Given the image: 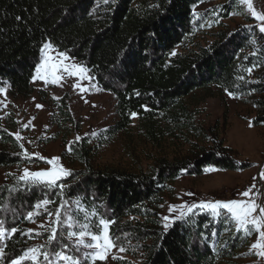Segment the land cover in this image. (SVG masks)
<instances>
[{
  "label": "trees",
  "instance_id": "1",
  "mask_svg": "<svg viewBox=\"0 0 264 264\" xmlns=\"http://www.w3.org/2000/svg\"><path fill=\"white\" fill-rule=\"evenodd\" d=\"M200 1L0 0V87L7 84L11 95L29 96L48 43L74 58L101 90L115 97L118 114L117 122L98 137L82 136L62 153L65 161L81 168L59 182L62 190L31 183L0 186V217L10 230H18L3 241V261L27 249L26 214L42 200L56 206L73 201L85 213L95 210L97 220L112 221L111 238L138 246L140 264H244L242 258L252 255L255 233L235 229L226 216L194 211L174 220L167 230L162 224L164 195L176 177L201 174L207 165L221 170L249 166L221 139L191 157L157 158L147 171L96 168L91 162L95 148L129 127L132 113L149 131L155 121L173 130L195 129L185 99L197 91L222 101L223 92H231L255 107L252 125L264 126V32L245 14L244 25L220 21L237 10V0H215L217 4L198 15L194 6ZM207 21L216 30L206 32L211 40L204 42L199 31ZM59 101L64 120L74 124L66 103ZM195 135L201 137L197 131ZM2 140L9 148L0 147V167L19 164L16 140L5 134ZM66 241L57 239L61 246L68 245Z\"/></svg>",
  "mask_w": 264,
  "mask_h": 264
},
{
  "label": "rangeland",
  "instance_id": "2",
  "mask_svg": "<svg viewBox=\"0 0 264 264\" xmlns=\"http://www.w3.org/2000/svg\"><path fill=\"white\" fill-rule=\"evenodd\" d=\"M237 2V10L229 18L220 21L232 27L244 25L247 23L242 14H245L254 18V24L261 29L264 21L254 16L252 10L264 15V0H251L252 10L242 0ZM217 3L218 1L215 0H201L194 6V12L198 15L202 14ZM212 23L207 21L200 26L199 34L201 32L200 36L204 42L211 40V36L205 33L211 29L216 30V26ZM44 61L48 62L40 69V75L44 76V79H32L33 92L29 96L11 95L7 84L0 87L4 89L0 92V147L9 148V145L2 140V135H10L16 140L18 153L21 156L19 164L0 167V186L25 184L20 180L25 168L31 172L51 170L53 167L61 166L71 172L81 169L78 164H69L65 161L61 156L62 153L74 140L85 135L94 139L118 120L115 97L101 90L89 71L74 58L58 52L50 45L47 48L43 47L38 65H43ZM52 65H60L55 72L59 77L56 83L52 82ZM64 65H77L85 71L81 74L76 69L64 70ZM36 75L37 67L34 76ZM223 97L224 101L220 96L205 97L203 92L197 91L185 99L190 111L193 112L195 129L191 131L173 130L167 127L166 123L156 121L154 130L149 131L139 124L136 116H131L130 125L125 131L117 133L105 145L95 148L91 159L93 167L147 171L157 158L164 157L170 160L191 157L201 148H212L218 143V139H221L224 146L231 148L235 158L247 161L249 166L243 170H221L207 165L201 174H182L176 177L172 182V188L164 195L161 208L163 226L176 220L175 217L182 211L186 212V206L198 205L201 201H254L264 206V178L261 177L264 173V126L252 125L256 110L250 103H243L225 91ZM61 98L66 103L74 124L65 121L64 116L59 112V107L62 106L59 101ZM37 105L42 107L38 108ZM224 110H226L225 119ZM195 131L199 132L201 137H197ZM54 157L59 159L54 164L48 163ZM46 188L50 189V187ZM245 191L249 192V196L243 195ZM58 209L59 222L56 218ZM35 211L37 210L33 209L29 212ZM194 211L207 212L213 216L210 209L197 207L192 210ZM29 212L26 214L25 240L29 241L27 249L44 246L43 251L58 252L62 247L57 243V239L60 238H65L69 247L75 249V238L70 240L67 237L70 230L67 223L69 217L76 221L72 231H79L81 225L89 224L92 232L102 234L107 231L109 234L108 226L105 229L104 225L100 224V219L97 220L92 214L85 213L73 201L62 200L57 206L55 203H49L47 211L41 207L38 210L39 214H34L31 219L28 218ZM219 213V216H226L233 223L234 228L238 229L235 220L226 209H220ZM164 217L169 219L165 220ZM0 222H3L0 227L6 229L5 235L0 237V249H2L3 241L11 230L5 226V221L1 217ZM53 229L57 231V236L55 241L49 244V236ZM252 231L255 233L250 245L252 255L242 258V261L244 264H264V257L258 254L259 249L252 248L259 239V233L249 225V232ZM85 239L90 238L85 237ZM113 242L116 246L109 249L105 260L98 261L100 264L141 263L143 254L138 246L134 247L132 244L124 246L114 240ZM120 248L125 251H120ZM65 251L70 256H82L84 251L89 250L81 248L77 253L67 248ZM113 257L117 258L113 259ZM0 264H11V261L7 263L0 258ZM24 264L31 262L25 261ZM40 264H44L42 258Z\"/></svg>",
  "mask_w": 264,
  "mask_h": 264
},
{
  "label": "snow or ice",
  "instance_id": "3",
  "mask_svg": "<svg viewBox=\"0 0 264 264\" xmlns=\"http://www.w3.org/2000/svg\"><path fill=\"white\" fill-rule=\"evenodd\" d=\"M243 3L248 5V8L252 10L251 0H242ZM252 14L257 16V18L261 21H264V15L257 14L254 10H252ZM19 19V17H18ZM261 32H264V26L261 27ZM50 45H45L47 48ZM43 51V49H42ZM175 53H173L174 55ZM47 61L43 62V65L37 66V75L33 76V80L36 79H44V76L40 75V69L42 66L47 65ZM60 65H52V82L56 83L59 80V77L56 76L55 72L57 67ZM64 70L76 69L81 74L85 71L83 68H79L77 65H64ZM249 71H251L249 69ZM90 79V77H89ZM4 91V89L0 88V92ZM229 95H233L229 92ZM38 108L42 107V105H37ZM136 113H132V116H136ZM17 138L19 139V134L17 133ZM27 155V153H25ZM59 158H52L48 161L50 164H54L56 160ZM185 171V170H182ZM71 175V170H66L62 166L60 168L53 167L51 170H40L36 172H31L29 169H24V175L20 177V180L25 183L35 184H43L45 187H53L59 186L61 190L63 189V185H58V181H60L63 177H67ZM261 177L264 178V173L261 174ZM245 197L249 196V192L245 191L243 193ZM51 203L49 200L38 201L36 205H34V209L37 210L35 212H29L28 218L31 219L34 214H39L38 210L43 207L45 211H47V205ZM63 207V206H61ZM175 207V206H173ZM199 207L200 209H210L213 216H219L220 209H226L227 212L232 216L237 224L238 230L243 229L245 232L249 231V225L252 226L259 233V239L252 245L253 249H259L258 254L264 257V206L256 204L254 201H238V200H229V201H201L198 205L193 204L191 206H186L187 211H182L179 216L175 217V219H184L188 213H191L194 208ZM258 212V214H256ZM93 215H97L95 210H93ZM60 211L57 210L56 218L57 222H59ZM165 220H168L169 217H164ZM3 222H0L2 224ZM67 223L69 225V231L67 233L68 239H74L75 244V252L79 253L81 248L87 249L89 251H84L82 256L80 255H68L65 249L69 247V245L65 244L61 247L60 251H43L44 246H39L38 248H29L24 251V253L15 259L11 260V264H24L25 261H30L31 264H40L41 258L44 261V264H96L97 261H103L107 258V253L109 249L115 247L113 240L107 233L104 231L102 234L99 232H92L91 225L83 224L80 226L79 231H72V227L76 223L71 217L67 219ZM112 223L110 220L100 219V224L104 225L105 229L108 224ZM169 227L168 224L165 225V230ZM12 232L18 231L17 229H12ZM32 230L30 229L29 232ZM6 229L0 227V237L5 235ZM57 236V231L55 229L52 230V234L49 236V244H52L55 241ZM85 237H89V240H86ZM120 251H125V249L120 248ZM4 256L3 249H0V258ZM117 257H113L116 259Z\"/></svg>",
  "mask_w": 264,
  "mask_h": 264
}]
</instances>
